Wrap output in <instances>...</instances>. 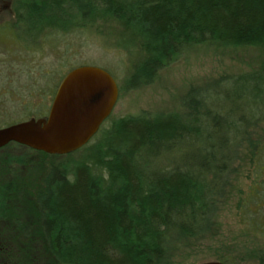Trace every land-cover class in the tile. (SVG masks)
<instances>
[{"label":"trees","instance_id":"1","mask_svg":"<svg viewBox=\"0 0 264 264\" xmlns=\"http://www.w3.org/2000/svg\"><path fill=\"white\" fill-rule=\"evenodd\" d=\"M22 6L17 21L23 43L32 44L44 26L51 38L99 18L129 30L145 54L130 77L133 86L150 83L196 45L264 48V0H26ZM228 81L257 89L264 70L220 85ZM207 88L191 87L181 112H142L101 125L81 148L84 156L73 164L51 165L35 200L54 261L167 264L172 244L210 231L233 163L264 123V91H240L228 101L214 100L222 94ZM242 98L248 99L244 106ZM27 110L26 119L48 113L41 115L37 106ZM249 142L254 177L237 209L243 230L264 240V135ZM0 192L6 200L7 192ZM6 213L0 204L1 217ZM216 260L237 264L225 253Z\"/></svg>","mask_w":264,"mask_h":264},{"label":"rangeland","instance_id":"2","mask_svg":"<svg viewBox=\"0 0 264 264\" xmlns=\"http://www.w3.org/2000/svg\"><path fill=\"white\" fill-rule=\"evenodd\" d=\"M48 29L44 26L35 34L32 44L28 40L21 44L13 36L0 40V126L23 121L29 117L28 108L37 106L41 115L46 113L61 78L71 69L85 65L107 71L118 85L117 102L102 123L103 128L112 120L131 114L181 112L183 98L191 87L210 86L213 92L222 94L214 100L228 101L240 91L251 89L256 93L258 87L264 91V82L257 89L233 85L232 81L220 85L221 80L264 70L263 47L196 45L160 69L150 83L133 86L130 77L145 54L129 30L100 18L84 21L70 32H55L51 38ZM238 100L240 106L248 101ZM257 129L233 163L229 185L216 203L212 228L201 238L172 244L167 264H199L214 261L223 253L237 264H258L264 259V240L243 230L237 209L254 177L250 172L249 140L255 142L264 135V123ZM192 152V147L186 151ZM84 153L80 149L67 155H48L16 143L0 148V187L7 192V213L0 219V264H59L44 243L35 195L51 165L73 164ZM238 254L244 260L240 261Z\"/></svg>","mask_w":264,"mask_h":264},{"label":"water","instance_id":"3","mask_svg":"<svg viewBox=\"0 0 264 264\" xmlns=\"http://www.w3.org/2000/svg\"><path fill=\"white\" fill-rule=\"evenodd\" d=\"M118 94V85L107 71L87 65L73 68L59 83L45 117L0 127V148L16 143L48 155L73 153L86 145L111 115Z\"/></svg>","mask_w":264,"mask_h":264},{"label":"flooded vegetation","instance_id":"4","mask_svg":"<svg viewBox=\"0 0 264 264\" xmlns=\"http://www.w3.org/2000/svg\"><path fill=\"white\" fill-rule=\"evenodd\" d=\"M24 1L26 0H0V40H3L7 36H13V39L15 41L19 43L24 42L22 36L20 35V27L22 25L17 21V14L20 13V11L23 9L22 4L24 3ZM18 36L21 37L18 38ZM2 189L3 188L0 187V190ZM5 202V199L0 198L1 205ZM2 218L3 217H1L0 214V219Z\"/></svg>","mask_w":264,"mask_h":264}]
</instances>
